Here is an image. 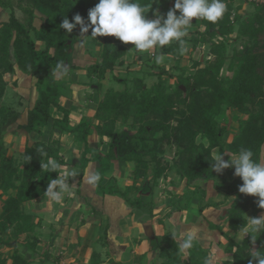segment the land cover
<instances>
[{"label":"trees","instance_id":"obj_1","mask_svg":"<svg viewBox=\"0 0 264 264\" xmlns=\"http://www.w3.org/2000/svg\"><path fill=\"white\" fill-rule=\"evenodd\" d=\"M156 1L136 0L149 8V19L156 16ZM98 2L0 0V6L10 10L8 20L0 23V98H3L7 89L5 75L15 69V64L23 73L36 79L38 91V97L28 107L26 115L16 107L6 104L0 106V247L12 249L10 260L0 249V264H33V260L27 258L18 247L23 244L28 250L38 252V246L43 242L36 235V229L42 222L28 209L27 203L45 194L50 180L58 177V173L43 169L42 163L49 157L58 162L61 165L59 178L67 164L60 138L48 142H27L22 160L16 162L8 155L5 141L11 125L24 129L29 135L32 132L41 134L43 128L53 120L54 128L74 134L76 140L84 144L82 175L91 161L98 162L101 167L98 188L103 193L120 195L133 207L144 204L139 197L131 196V193L140 191L141 180L148 178L149 187L154 191L175 170L187 182L183 202L179 200V194H171V205L179 211L191 207L192 201L197 198L198 213L203 214L205 209L218 207L233 197L226 214H222L221 218L228 219L229 228L236 235L250 226L251 218H259L264 211L258 206V197L239 192V186L243 183L240 177L228 181L226 175L212 170L215 149L220 153L238 155L241 147L250 148L254 158L262 160L264 1H249L254 4V10L249 12L245 11L242 4H236V0H224L226 12L218 22L194 20L190 34L184 38L185 46L191 44L194 50L204 43L208 45V54L214 58L204 61L194 59L191 65L194 71L190 73L186 69L172 73L165 68H158V65L138 70L134 67L135 59L127 58V44L114 36H90L98 47L99 56L85 67L88 76L94 79L99 90L104 89L102 81L109 72L116 82L123 83L125 87L118 89L110 86L103 91L94 115L96 123L83 116L74 124L71 110L60 102L67 85L57 79L51 69H56L60 62L67 66L73 45L71 42L81 41L86 33H81L78 25L68 34L59 25L65 17L74 22L72 18L76 14L87 21L89 9ZM38 7L46 12L40 26L36 23L40 18ZM17 9L24 13L23 19L18 17ZM235 32L248 41L242 48L234 46L230 54L229 38ZM161 50L176 59L183 56L176 42ZM228 60L232 75L226 77L222 71ZM74 67L79 65L67 66L68 69ZM118 69H125L127 75L119 76L116 73ZM146 75H155L157 80L148 85ZM165 76L174 77L175 83H169ZM225 106L246 115L239 120L231 140L224 137L229 130L228 125H222L218 119ZM57 111L62 116L56 117ZM120 120L130 126L121 128L118 125ZM93 127L100 136L101 144L105 136L110 138L106 152L90 146L89 136ZM167 146L176 149L172 160L166 157ZM114 160L127 161L133 165L131 184L122 186L119 179L111 174ZM106 175L110 177L103 183ZM200 179L214 180V187L219 191L225 188L224 199L208 201L207 189L196 182ZM209 226L225 238L224 251L231 256L230 264H256L250 255H255L256 250L264 251V233H253L256 238L253 243L251 234L247 235L252 225L242 240L224 232L223 226L218 223L209 221ZM187 233L179 237L177 233L167 230L155 236L152 249L161 258L159 264H213L211 247H205L197 238L190 250L185 253L179 251V241L186 238ZM173 234L177 237L176 241ZM52 258V252L45 251L41 264H46ZM100 263V252L94 251L89 264Z\"/></svg>","mask_w":264,"mask_h":264},{"label":"crops","instance_id":"obj_2","mask_svg":"<svg viewBox=\"0 0 264 264\" xmlns=\"http://www.w3.org/2000/svg\"><path fill=\"white\" fill-rule=\"evenodd\" d=\"M241 1L237 0V3H241ZM248 1L245 0L244 2L248 4ZM250 6L254 7L253 5ZM40 19L41 22L39 25L37 24L38 26L43 21L42 18ZM79 42L80 48L85 49V52L89 54L97 47L92 39L83 37ZM39 45L42 46L41 42ZM129 53L130 49L128 47L127 58L133 60L130 59ZM81 58L77 54H71L70 50V61L67 66L70 67V65L76 64L79 67L69 68L68 72L63 75L55 71V68H52L51 71L57 79L62 80L67 85L60 102L71 110L72 122L76 124L83 116H86L96 123L94 115L103 97V91L107 88L105 80H109L108 74L112 73L109 72L106 75V78L102 81L104 89L99 90L98 86L94 84V79L88 76L85 68L97 57L89 56L91 60ZM10 76H15L13 81L17 79V84L15 81L12 85L20 95L18 109L23 111L25 108L23 114L26 115L30 106L28 101H30L33 94L30 84H32L33 89L36 88V79L23 73L16 64L15 69L5 75L7 87L10 84L8 79ZM84 77H86L85 80ZM117 83L118 85L123 84ZM34 93L37 94L35 89ZM37 97L38 94L33 104ZM55 116L60 117L62 113L57 111ZM42 131V134L32 132L30 134L32 141L44 140L48 142L53 138H60L61 150L67 160L60 176V180L66 185V189L62 192V199L55 201L43 194L41 197L27 203L28 209L34 213L37 220L42 222L36 229V235L43 240L38 246V252H42L40 247L46 245L47 241L51 243L50 251L54 258L49 260V264H89L92 253L98 251L93 242L96 241L97 237L101 239L98 236V232H101V230L104 234L106 233V237L103 248L98 251L101 255L100 264L156 263L159 255L158 252L152 249V240L156 235L164 234L167 230L174 233H179V230V234L182 236L189 230L195 229L197 239L205 247H210L212 238L217 236L215 234L217 230L209 226V221L222 225L224 232L232 236L236 235L235 232L230 230L228 219H223V222L215 220L217 212H222L223 215L226 214V208L228 207L226 204L229 203L230 205L233 197L218 207L205 209L203 214L193 211L190 213L191 207L179 211L176 206L171 205V194H179V200L182 202L184 199L183 193L187 187L186 180L180 178L178 181L177 177H174V179L168 177V180L171 181L170 184H162L153 191L147 182L148 178H145L139 182L140 191L131 193L133 198L139 197L144 201V204L140 207H133L120 195L103 193L98 188L95 179L97 175L100 177L101 172L98 162L91 161L82 175L81 163L84 144L76 140L74 134L63 133L60 129L54 128L53 120H50ZM103 139L104 142L101 144L100 136L93 127V132L89 136L90 146L100 148L103 152H106L110 138L105 136ZM228 153L230 154V152ZM226 156L225 160L230 159V155L226 154ZM133 170L134 167L130 162L114 160L111 174L119 179L122 186H127L133 182ZM225 175L228 177V181L232 180L233 177L235 178L233 171H230L229 175ZM109 177L110 175H106L103 183H106ZM196 182L207 189L208 201L216 202L224 199L226 189L217 190L214 187V180L200 179ZM209 187L214 188L212 189V195L215 197L213 200H211V194L209 195ZM192 203L197 206L198 199L195 198ZM222 214L218 213L220 218ZM205 215L208 219L204 218ZM259 217H264V211L260 213ZM247 229L244 230L246 233ZM244 231L240 233H244ZM224 239L223 237L219 240L223 246L226 242ZM23 254L29 258V255Z\"/></svg>","mask_w":264,"mask_h":264},{"label":"clouds","instance_id":"obj_3","mask_svg":"<svg viewBox=\"0 0 264 264\" xmlns=\"http://www.w3.org/2000/svg\"><path fill=\"white\" fill-rule=\"evenodd\" d=\"M149 8L142 6L136 0H99V2L88 11L87 21L76 14L70 21L67 17L59 25L68 34L79 25L81 33H89L91 37L114 36L124 44H133L137 52H151L153 49H163L165 46L176 42L179 45L181 54L188 51L185 47V37L194 20H206L210 23L218 22L226 12L224 0H175L174 7L170 9L166 17L159 12L155 19L148 18ZM179 12V15L177 14ZM162 57L156 58L157 63ZM55 71L60 74L68 72L67 66L60 62ZM264 150V146H262ZM219 154L212 162V170L222 173L225 169L234 167V175L242 179L239 192L258 197V206L264 209V160L254 158V153L250 148L241 147L238 155L225 160L224 155ZM42 168L50 173H58V177L51 179L46 196L52 200L60 201L62 192L66 185L59 178L61 165L48 158L42 163ZM99 175L95 177L99 180ZM55 189V190H54ZM251 229L247 233L251 234L252 242L255 243L253 233H264V217L251 218ZM176 241L177 237L173 234ZM196 230H189L187 237L179 241V251L185 253L194 246L196 240ZM256 264H264V251H257L255 255H250Z\"/></svg>","mask_w":264,"mask_h":264},{"label":"rangeland","instance_id":"obj_4","mask_svg":"<svg viewBox=\"0 0 264 264\" xmlns=\"http://www.w3.org/2000/svg\"><path fill=\"white\" fill-rule=\"evenodd\" d=\"M244 1L245 0H242L241 3H237V0H236V4H242L245 11H249V12L253 11L254 7H252L250 5L254 6V4L249 2V1L247 4V2H244ZM156 3H157V12L165 15V17H166L167 12L174 7L175 0H157ZM248 5H249V7H248ZM9 11H10L9 9H5L2 6H0V23H1V21L8 20V18L10 16ZM44 11L45 10L41 7L37 8V13H38L40 18H42L45 15L46 12L44 13ZM177 14L179 15V12H177ZM17 15L21 19L24 18V13L20 9H17ZM40 18H38L36 21V23L38 25L41 22ZM155 18H156V16L153 17L152 19H155ZM193 26L196 27V24L194 23ZM193 29H195V28H193ZM201 29H204V27H201ZM190 32H191V30L189 29L188 35L190 34ZM90 35L91 34L86 33L83 35V37L85 39L91 40ZM220 38L221 37H219L218 39H220ZM247 41H248L247 39L241 38L237 32L232 34L229 38V47H228L230 54L232 53V49L234 46H236L238 48H242L243 45L247 43ZM71 43H73L72 49H71V54H77V56L80 58L82 56L81 59H83V60H91L89 58V56H94V57L99 56L98 47L93 49V51H91V54H89L88 52H85V49L80 48V46H79L80 42L79 41L78 42H71ZM41 44L43 45V43H41ZM127 45L130 49L129 57H131L130 59H135L136 63L134 65V67L137 68L138 70H140L141 68L150 69L153 65H158V68H165V69L171 71L172 73H177L183 69H186V72L190 73V72L194 71V69L191 67L192 61L194 59H201L202 61H204L205 59H213L214 58L213 55L208 54V45H206L204 43L200 44L194 50H193V47L191 44H187L185 47L188 49V51L186 53H184L183 56L179 59H176L173 56L162 52V50L159 48L153 49L151 52L141 53V52H137L134 49L133 44L129 43ZM158 56L162 57V59L159 63H157V60H156V58ZM228 65H229V60L227 61L226 65L224 66L223 71H222V74L226 77H229L230 75H232V71L228 68ZM124 70L125 69H118L116 71V73L118 75L120 74L122 77H125L127 75V73ZM157 70H159V69H157ZM108 77H109L108 78L109 80H107V79L105 80L107 87L111 86V87H115L118 89H123L125 87L124 84L118 85V83L114 80L113 74H108ZM165 77L168 79L169 83H171V84L175 83L174 77H169V78H168V76H165ZM14 78H15V76L8 77L10 84L7 87V90H6L4 97L0 98V106L3 104H6V105H10V106L19 108L20 95L17 93L16 89L12 85V84H14L15 81L17 84V79L15 81H13ZM85 78L86 77H84L83 79L85 80ZM156 80H157V77L155 75H146V82L148 85L153 84ZM94 84H96V83H94ZM30 85H31V91L33 92V94L30 97V101H28V105L30 104V106H31V104H33L38 92H37V89L34 87V89L37 93L35 95L33 86H32V84H30ZM25 110L26 109L24 108L23 111L25 112ZM244 117H246V115L240 114L236 110L227 108L226 106L223 108L222 113L220 114L218 119L220 120L222 125H228V127H229V130L227 131V133L224 136V137H226L225 139H227V140L232 139L233 134L237 131L239 120L244 118ZM118 125L124 129H126V128H128V126H130V124H125L122 120L119 121ZM5 141H6V145L8 147V155L12 156L16 160V162H20L22 160V155H23V152H24V149H25L27 142H30V143L33 142L31 139V135L29 136V134L24 129H17L16 125H11L8 128V132L6 134ZM199 141H201V138L199 139ZM204 142L206 144H208L207 140H204ZM175 152H176V149L174 146H167V148H166L167 159L172 160L175 156ZM219 154H221L220 151L218 149H215L214 150L215 157H217ZM226 154L230 155L228 152ZM232 156H233V158H235L237 155L232 154ZM226 157L227 156H225L224 159H226ZM262 160H264V150L262 153ZM229 169L230 170H224L222 173H218V174L229 175L230 171L235 172L234 167H231ZM168 177H171L172 179H174V177H177L178 181L180 179V176L176 173L175 170L171 171L168 174ZM168 177L162 180L160 186L162 184H165V183H167V184L171 183V181L168 180ZM212 189H214V188L209 187V195L211 194L210 195L211 200H213L215 198L212 195ZM183 201H184V199H183ZM0 204H1V202H0ZM226 205L229 206V203ZM192 211L195 213H198L197 206L193 205V203L191 204V212L190 213H192ZM220 211H221V209H220ZM218 213L222 214V212H217L215 220H217L218 222H223V219L220 218V215H218ZM210 216L212 217V215H210ZM204 218L208 219V217L206 215L204 216ZM178 232L180 233L179 230H178ZM98 233H99L98 236H100L101 239L99 237H97L96 241L93 242V245L95 244L96 249L98 251H101V249L103 248L104 240H105V234H104L103 230H101V232L99 231ZM179 233H177V236L180 237L181 235ZM215 234L217 236L215 238H212V244L210 246L211 250H212V254H213V264H230L231 256L228 255L224 251V246L219 241L223 237L219 231H216ZM245 235H246V231H244V233H238V235H235V237L238 240H242L243 237H245ZM45 244L46 245H43V247H40V249H42V252H33L31 250H28L23 244H20L18 247L23 253L29 255V258H31L33 260V264H41L42 261L44 260L43 259L44 258V252L47 250H49V251L51 250L50 241H47V243H45ZM0 249H2L4 251V254L10 260L12 249L7 248V247H0ZM160 262H161V258L158 257L156 263L159 264ZM46 264H49V260L47 261Z\"/></svg>","mask_w":264,"mask_h":264},{"label":"built area","instance_id":"obj_5","mask_svg":"<svg viewBox=\"0 0 264 264\" xmlns=\"http://www.w3.org/2000/svg\"><path fill=\"white\" fill-rule=\"evenodd\" d=\"M247 1V0H246ZM249 1H264V0H249Z\"/></svg>","mask_w":264,"mask_h":264}]
</instances>
